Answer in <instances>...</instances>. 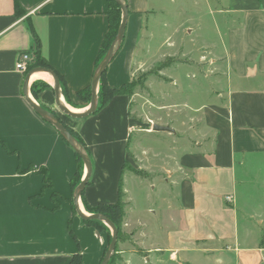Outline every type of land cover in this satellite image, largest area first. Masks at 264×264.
Masks as SVG:
<instances>
[{
	"label": "crops",
	"instance_id": "1",
	"mask_svg": "<svg viewBox=\"0 0 264 264\" xmlns=\"http://www.w3.org/2000/svg\"><path fill=\"white\" fill-rule=\"evenodd\" d=\"M210 1L221 16L212 21L219 41L201 59L214 76H200L198 83L191 76L189 89L203 101L184 104L188 113L179 128L176 121L146 125L132 115L126 95L85 119H71L58 111L53 84L35 78L52 82L45 73L31 75L24 90L32 68L23 73L15 66L23 54L33 65L38 43L39 59L58 78L60 103L77 113L88 109L77 92L91 89L108 29L107 0H0V264H71L75 256L80 264H100L109 242L110 233L77 217L74 152L26 97L85 144L92 172L82 201L89 207L114 204L122 174L123 227L135 229L144 251L161 254L156 261L264 264V0ZM122 2L128 18L122 47L106 68L111 88L131 82L139 41L145 52L150 42L175 52L179 27L155 19L168 18L173 0ZM194 27L202 28V21ZM192 32L186 26L185 39ZM39 83L48 87L39 91ZM126 165L149 181L125 176ZM82 201L77 205L89 215Z\"/></svg>",
	"mask_w": 264,
	"mask_h": 264
},
{
	"label": "rangeland",
	"instance_id": "2",
	"mask_svg": "<svg viewBox=\"0 0 264 264\" xmlns=\"http://www.w3.org/2000/svg\"><path fill=\"white\" fill-rule=\"evenodd\" d=\"M173 2L168 18L164 13L163 16H156L155 19L162 21L168 19L173 25L179 26L176 29L178 30L177 34L174 36L175 52L168 53L166 44L158 48L159 44L152 42L147 44L148 52H145L140 49L141 42L139 41L137 59L135 58L131 79V82H134L136 86L130 92L129 99L131 100L130 112L137 119L146 122V125L152 126L155 122L169 124L176 121L178 127L182 128L180 123L184 121V114L188 113L184 104L203 101L202 98L193 97L194 93L189 89V86L195 85L191 76H194L197 83L200 82V76L205 77L207 75L209 79L214 76L210 73L213 72L214 67L210 66L207 59L202 60L201 57L206 56L208 58L207 53L212 50L209 45L215 46L219 41L217 29L212 25V21L219 22L221 16L217 14V7L210 0H173ZM200 20L203 27L197 29L194 26ZM186 26L192 27L191 40L184 37ZM142 39L144 38L141 36L140 40ZM171 60L175 62H168L166 68H160L164 62ZM35 78L44 79L47 77L39 74ZM65 119L69 118L66 117ZM143 130L140 128V131ZM134 136L135 133L132 137L134 138ZM146 141L147 139L144 140L145 146H151L150 141ZM134 169L126 165L124 175L134 178L135 175L132 173ZM139 172L141 173L139 180L148 182V176L142 171ZM130 191L133 192L132 189ZM132 197L135 200V205L140 209L143 208L144 201L138 199L139 197L135 193L132 194ZM135 233V229H125L122 224L114 251L113 264H177V262L168 261L167 256L159 262L156 261L161 257V254L146 252L144 247H139L138 237ZM150 243L147 240L146 246ZM143 258H147L149 263H143Z\"/></svg>",
	"mask_w": 264,
	"mask_h": 264
},
{
	"label": "trees",
	"instance_id": "3",
	"mask_svg": "<svg viewBox=\"0 0 264 264\" xmlns=\"http://www.w3.org/2000/svg\"><path fill=\"white\" fill-rule=\"evenodd\" d=\"M107 2H108V7H109L108 13H107L108 29H107V32H106V34L103 38V41L101 43V48L99 50L97 60H96L95 71H96L99 63L102 61V59L104 58L106 53L109 51V49H110V47H111V45H112V43H113V41L117 35L118 29L120 26V22H121V11H120L119 6L116 4V2L114 0H107ZM122 43L119 46L116 54L118 53V51L122 47ZM38 48H39L38 43H36L35 44V58L36 59H35V62L33 65H28V70H30L31 68L32 69H34V68H47L46 65L43 64L42 61L39 59ZM168 62H175V61L171 60V61L164 62L160 68L163 69L165 66H167ZM98 84H99V88H98V92H97V108H96V111L94 114H96L102 108H104L114 97L121 96V95L129 96L130 92L136 86V84L134 82H130L126 85L121 86L120 88L109 87L107 84V81H106V69L103 72V74L101 75V77L99 78ZM39 86H40V88L38 89L39 91L48 87V85H46L45 83H39ZM35 88H36V84H33L31 86V92L33 95H36V93H37ZM77 97L82 103L88 104L90 102V98H91V89L88 87L82 91L77 92ZM60 123L68 131V133L76 140V142L79 144V146L85 151V153L89 157L88 150H87L85 144L83 143L82 139L78 136V134L76 132H74L73 130H71L70 128H68L61 121H60ZM74 155H75V158H76V161L78 164V168H77V171H76V173H75V175L71 181V187H72L73 191L79 185L80 180H81V176H82V171H83V163H82L81 159L79 158V156L77 154L74 153ZM123 170H124V167H123ZM123 170H122V172H123ZM41 173H43V175H44V184L45 185L48 184V180L46 178L45 173L42 171H41ZM132 173L135 176H141V173L137 170H132ZM88 184H89V182L87 183V185ZM82 197H83V193L80 196L81 201H82ZM82 205H83L85 212H87L88 214H90V215H96V214L102 215L113 224V226L117 230V242H118V238H119V235L121 232V227L123 224L124 205H125L123 185H122V174H121L119 187H118V198L114 204L98 205L96 207H89L84 201H82ZM82 223L85 225H88V226H92L97 230H106L108 232V234L110 233L109 229L106 227V225H104L103 223H101L99 221L88 220V221H82ZM110 240H111V236L109 234L108 245L110 243ZM107 248H108V246H107ZM107 248H106L104 254L106 253ZM115 250H116V248H115ZM104 254H103V257H104ZM103 257H102V259H103ZM79 259L80 258L78 256H75L73 258L71 264H80ZM102 259H101V261H102ZM113 259H114V253L111 256L108 264H113L112 263ZM101 261H100V263H101Z\"/></svg>",
	"mask_w": 264,
	"mask_h": 264
},
{
	"label": "water",
	"instance_id": "4",
	"mask_svg": "<svg viewBox=\"0 0 264 264\" xmlns=\"http://www.w3.org/2000/svg\"><path fill=\"white\" fill-rule=\"evenodd\" d=\"M116 4L119 6L121 11V22L120 26L117 32V35L109 49V51L106 53L102 61L99 63L95 74L93 81L91 83V98L89 102L88 109L85 112L73 114L71 113L67 107L61 105L59 101V81L57 76L51 71L46 68H34L32 69L28 75L26 76L25 82H24V90L27 85L28 79L31 75L37 74V73H47L51 76L52 82H53V92L55 96V103L58 111L74 120H82L85 119L91 115H93L97 108V91H96V84L99 81V78L107 68L108 64L110 63L111 59L115 56L119 46L123 42L126 24H127V18H128V10L127 7L123 4L122 0H114ZM27 104L32 108V110L45 122L49 123L52 127L56 129L60 137L69 145V147L73 150L75 154L79 156L83 163L84 168V177L81 179L79 185L75 188L73 195H72V201L74 206V211L77 215V217L81 221H88V220H96L104 225H106L110 230V236L111 240L108 245L107 251L104 254V257L100 264H108L111 256L113 255L116 245H117V230L113 226V224L107 220L102 215H85L82 213L81 209L77 205V201L80 198L81 194L83 193L92 172L91 162L88 157V155L85 153V151L79 146V144L76 142V140L68 133V131L63 127V125L60 123V121L50 112H47L46 110L42 109L40 106L36 105L30 99L26 97ZM152 130L154 132H172L169 128L166 127H159V126H153Z\"/></svg>",
	"mask_w": 264,
	"mask_h": 264
},
{
	"label": "built area",
	"instance_id": "5",
	"mask_svg": "<svg viewBox=\"0 0 264 264\" xmlns=\"http://www.w3.org/2000/svg\"><path fill=\"white\" fill-rule=\"evenodd\" d=\"M30 59L29 56L26 54H23L19 57L18 62L15 66L16 70L26 73L28 71V63H29ZM227 200H229V198H227ZM263 263H264V259H263Z\"/></svg>",
	"mask_w": 264,
	"mask_h": 264
},
{
	"label": "bare ground",
	"instance_id": "6",
	"mask_svg": "<svg viewBox=\"0 0 264 264\" xmlns=\"http://www.w3.org/2000/svg\"><path fill=\"white\" fill-rule=\"evenodd\" d=\"M41 73H43V72H41ZM37 74H39V73H37ZM37 74H35V75H37ZM45 74H47V73H45ZM48 75V74H47ZM49 76V75H48ZM43 80H45V81H47L48 83H51V80L49 79V78H44ZM64 104V103H63ZM62 105V104H61ZM64 106V105H63ZM71 113H73V114H78L77 113V111H75L74 109H72V108H70V107H68L67 108Z\"/></svg>",
	"mask_w": 264,
	"mask_h": 264
}]
</instances>
